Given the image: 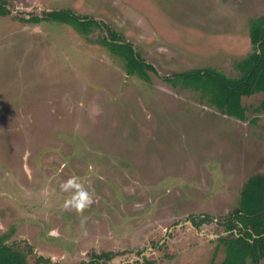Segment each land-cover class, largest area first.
Segmentation results:
<instances>
[{
	"label": "rangeland",
	"instance_id": "rangeland-1",
	"mask_svg": "<svg viewBox=\"0 0 264 264\" xmlns=\"http://www.w3.org/2000/svg\"><path fill=\"white\" fill-rule=\"evenodd\" d=\"M0 17V237L28 264H220L244 183L264 172L263 93L245 120L166 77L240 75L264 0H4ZM70 11L89 33L58 21ZM114 30L156 71L128 74ZM80 178L82 214L60 185ZM211 218L200 224L193 221ZM45 257L49 262L39 261ZM249 264H252L249 261ZM261 264H264L262 260Z\"/></svg>",
	"mask_w": 264,
	"mask_h": 264
},
{
	"label": "trees",
	"instance_id": "trees-1",
	"mask_svg": "<svg viewBox=\"0 0 264 264\" xmlns=\"http://www.w3.org/2000/svg\"><path fill=\"white\" fill-rule=\"evenodd\" d=\"M4 0H0V17L10 14ZM28 22L38 23L42 20L58 21L73 25L81 32L89 33V21L74 17L70 11H44L43 16L37 15L23 18ZM97 28L105 29L106 33L100 42L109 47L113 54L122 58L128 74L149 78L148 71H156L153 64L146 62L131 43L121 35L103 24L96 22ZM249 35L253 50L236 66L240 75L230 77L225 73L211 68L190 70L166 77V81L182 87L202 89L214 106L223 113L245 120L246 107L242 99L257 93L264 95V15L252 18L249 24ZM264 113V96L255 109ZM211 218L193 221L199 227ZM228 234L218 238L223 245L226 256L220 264H261L264 260V172L253 174L243 185L238 205L224 221ZM5 236L0 237V264H28L27 255L20 249L4 243ZM113 253H94L89 264H96L103 257L112 258ZM39 261L49 262L40 256ZM80 264V263H79Z\"/></svg>",
	"mask_w": 264,
	"mask_h": 264
},
{
	"label": "clouds",
	"instance_id": "clouds-1",
	"mask_svg": "<svg viewBox=\"0 0 264 264\" xmlns=\"http://www.w3.org/2000/svg\"><path fill=\"white\" fill-rule=\"evenodd\" d=\"M60 187L65 192L72 191V195L69 197V206L80 214L94 203L92 194L85 189L77 176H72L67 181H63Z\"/></svg>",
	"mask_w": 264,
	"mask_h": 264
}]
</instances>
